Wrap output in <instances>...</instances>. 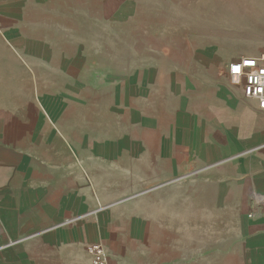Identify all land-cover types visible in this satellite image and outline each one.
Wrapping results in <instances>:
<instances>
[{"label": "crops", "instance_id": "crops-1", "mask_svg": "<svg viewBox=\"0 0 264 264\" xmlns=\"http://www.w3.org/2000/svg\"><path fill=\"white\" fill-rule=\"evenodd\" d=\"M121 3L120 58L97 16L0 0V264H264V110L229 75L264 0Z\"/></svg>", "mask_w": 264, "mask_h": 264}, {"label": "rangeland", "instance_id": "rangeland-1", "mask_svg": "<svg viewBox=\"0 0 264 264\" xmlns=\"http://www.w3.org/2000/svg\"><path fill=\"white\" fill-rule=\"evenodd\" d=\"M49 2L52 10L55 9L68 19L80 17L89 20L97 16L100 23L98 22V28L94 25V30H98L101 36V46L107 49L109 47L116 49L115 51L120 58L125 56L124 48L128 31H132L133 35L134 31H139L140 28V19L138 16L134 17L132 20L124 18L121 0H49ZM217 31L212 32V41L214 43L221 38V32ZM228 48L230 52L236 49L235 45L233 46L231 43H229ZM124 71L121 69L118 70L119 73ZM230 79L234 81L231 77ZM126 88L127 85L123 86L124 93L127 91ZM96 89H89V95L102 93ZM111 92V89H109L101 95L106 96ZM100 105L103 104L100 103Z\"/></svg>", "mask_w": 264, "mask_h": 264}, {"label": "built area", "instance_id": "built-area-1", "mask_svg": "<svg viewBox=\"0 0 264 264\" xmlns=\"http://www.w3.org/2000/svg\"><path fill=\"white\" fill-rule=\"evenodd\" d=\"M239 68L237 72L234 69ZM229 75L234 81L242 83L244 95L258 101L264 110V52L258 56H242L229 65ZM91 254L90 264H110L104 245L101 242L87 247Z\"/></svg>", "mask_w": 264, "mask_h": 264}, {"label": "snow or ice", "instance_id": "snow-or-ice-1", "mask_svg": "<svg viewBox=\"0 0 264 264\" xmlns=\"http://www.w3.org/2000/svg\"><path fill=\"white\" fill-rule=\"evenodd\" d=\"M235 71H237V72H239L240 71V69L239 68H236V69H234Z\"/></svg>", "mask_w": 264, "mask_h": 264}]
</instances>
